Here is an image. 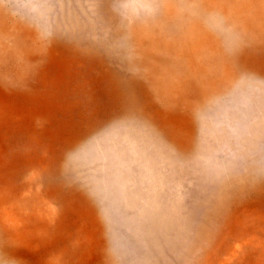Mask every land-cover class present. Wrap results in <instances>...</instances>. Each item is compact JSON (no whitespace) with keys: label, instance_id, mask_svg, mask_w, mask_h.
I'll list each match as a JSON object with an SVG mask.
<instances>
[{"label":"rangeland","instance_id":"rangeland-1","mask_svg":"<svg viewBox=\"0 0 264 264\" xmlns=\"http://www.w3.org/2000/svg\"><path fill=\"white\" fill-rule=\"evenodd\" d=\"M264 0H0V264H264Z\"/></svg>","mask_w":264,"mask_h":264},{"label":"snow or ice","instance_id":"snow-or-ice-1","mask_svg":"<svg viewBox=\"0 0 264 264\" xmlns=\"http://www.w3.org/2000/svg\"><path fill=\"white\" fill-rule=\"evenodd\" d=\"M260 176L261 178H264V164L261 165Z\"/></svg>","mask_w":264,"mask_h":264}]
</instances>
